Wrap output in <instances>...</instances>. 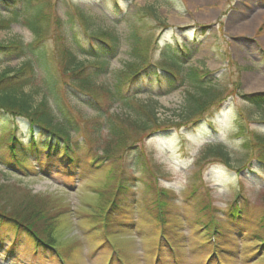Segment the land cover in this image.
<instances>
[{
  "label": "rangeland",
  "instance_id": "374dc122",
  "mask_svg": "<svg viewBox=\"0 0 264 264\" xmlns=\"http://www.w3.org/2000/svg\"><path fill=\"white\" fill-rule=\"evenodd\" d=\"M48 1L50 3L48 12L52 15V3L55 2L56 13L63 19L66 18V13L72 14L76 10L77 4L88 13L99 15H93L91 19L85 17L84 20L77 12L76 16L72 14L74 23L68 21L65 23L68 29L71 26L78 28L84 42L86 35L83 29H86L87 23L92 26L98 24L110 31L113 30L111 29L113 26L123 35L121 51L111 61V70L121 68L124 61L131 60L127 44L129 33H138L139 40L143 42L146 37L149 45L154 44L155 51L150 58L152 61H159L165 45L170 46L176 38L186 43L194 54L188 65L201 72L212 73L209 77H214L218 81V89L221 91V96L217 100L218 106L204 114V117L212 118L211 125L216 132L211 131L207 126V120L203 119L202 126L191 130L192 132L184 130L181 135L174 130L166 136L146 138L140 144L144 158H148L149 164L159 170L160 174L152 176L155 179V189H167L170 193L171 204L166 206L164 232L175 246L178 262L166 260L170 259L168 256L171 252L163 246L157 250L158 261L155 262L153 258L162 231L160 222L156 219V192L148 193L143 184H133V181L126 189L119 190L117 180L106 179L111 169L131 163L135 155L133 151L124 155L125 159L120 155V164L118 158L102 170L85 173L86 177L81 181L62 174L63 166L60 164H64V160L60 155L52 158L55 165L60 164L57 168L51 166L47 170L48 177L34 173L37 170L35 160L26 161L19 173H11L0 164L1 209L8 210L14 207L17 209L21 206L23 210L27 208L28 211L32 210V213H35L36 210L45 208L47 214H60L53 237L59 248L68 256L69 264H105L112 254V247L117 249L123 258L121 262L114 261V264H201L199 261L205 260L208 252H212L213 249L209 241L212 239V231L208 236L201 230L203 224L211 219L216 220V225L223 234L218 236L222 243L229 240L228 236L233 233L228 211L235 207V202L238 203L237 196L240 190L234 169L249 163L251 157L264 154L259 153L262 149L258 148L257 141L253 138L254 135L264 137V115L260 106L249 104L241 96L264 94V0ZM146 6L154 7L156 13L148 8L145 10ZM128 11L131 13L127 14ZM8 12L1 6L0 18L7 20ZM196 31H202L206 35L195 39ZM32 33L25 23H12L8 29L0 28V42L15 36L30 43L35 41ZM69 34H72L71 30ZM50 37L51 28L45 30L39 38L46 41L44 45L47 46L50 55L64 51L66 47L70 48L74 41L71 36L60 44ZM57 39L62 41L60 38ZM79 55L80 59L87 57L82 53ZM24 59L25 57H21L7 61L3 57L0 72L5 70L14 72ZM158 84L148 83L146 89L141 88L137 97L147 101L151 96L158 100L161 117H177L184 103V89L158 95ZM37 85H40V82H37ZM255 86L259 87L254 88ZM64 105L71 112L74 121L81 122L94 113L92 108L78 103L77 100L65 99ZM1 119L0 155L5 151L4 146L8 143V135L14 125L9 118ZM17 123L20 128L28 127V124L25 121L20 122V119ZM78 138L79 136H75L73 139L78 141ZM97 141L102 142V146L106 143L105 138H99ZM215 145H222L229 152L232 167L217 161L219 158L208 159L215 162L200 159L206 150ZM43 155L45 152L42 157ZM126 170L139 176V170L138 172ZM262 170L264 171V168ZM242 178L245 179L242 192L247 198L243 202L245 216L248 218L244 216L245 220L243 219L248 227L247 237L245 241H239L236 247L226 244V251L229 253L236 251L237 257L224 255L222 259L224 264H264L262 247L252 240L255 235H264V229L258 228L255 224L251 227L247 214L248 207L253 210L251 212H254L255 218L260 219L264 214V176L258 171L256 176L248 173ZM123 182L122 184L125 183ZM106 184L107 187L102 189ZM121 190L126 202L118 209L119 214H116L117 212L114 214L111 245L107 244L106 247L99 226L100 217L96 215L99 211L111 207L112 196ZM205 205L206 208L203 207ZM122 210L125 214H121ZM95 227L98 229H94ZM3 229L10 231L11 228L4 225ZM23 238L27 239L25 236ZM32 243L28 248L25 244L20 245L14 259L0 253V264H45L41 258L35 259L30 255ZM5 244L6 242H3V245ZM208 260L210 264H219ZM51 263L52 261L49 262Z\"/></svg>",
  "mask_w": 264,
  "mask_h": 264
},
{
  "label": "trees",
  "instance_id": "16d2710c",
  "mask_svg": "<svg viewBox=\"0 0 264 264\" xmlns=\"http://www.w3.org/2000/svg\"><path fill=\"white\" fill-rule=\"evenodd\" d=\"M0 4L5 11H9L7 20L0 18V23H3L0 24V28L8 29L12 22L25 23L35 37V41L30 43L15 36L0 42V62H3V57L7 61L25 57L14 72L9 70L0 72V119L9 118L14 123L8 135V143L4 146L5 151L0 155V163L11 172L19 173L26 161L35 160L40 168L42 166L48 170L51 166L59 167L60 163L55 165L52 158L60 155L64 160V164H60L63 166L62 174L81 181L86 177L85 173L102 170L118 158L120 164V155L125 159L124 155L133 151L135 155L131 163L111 169L106 179L117 180L119 190L126 189L133 181V184H143L148 193L156 192V219L162 224L166 223L165 212L166 206L171 204L170 193L167 189H155V179L152 176L159 173V170L149 164L148 158H144L140 144L146 138L165 136L172 130L183 127L189 126L188 128L196 130L205 112L218 106L217 100L221 96L218 81L208 77V71L201 72L188 65L192 51L186 45L178 51L174 46L166 44L159 56L160 60L152 61L150 58L155 51L154 44L149 45L146 37L142 42L138 33L134 32L127 34L128 54L131 60L124 61L121 68L111 70L110 60L118 56L123 43V35L115 27L111 26L113 30L110 31L98 24L92 26L87 23L86 29H83L87 36L84 42L78 28L71 26L68 29L65 25L67 21L74 23L73 15L76 16L77 12L82 19L85 17L91 19L93 15H99L88 13L84 8L76 6L73 15L66 13L65 21L56 13L55 2L52 3V15L48 12L50 7L48 0L37 2L0 0ZM144 8L156 13L152 6ZM129 13L131 12L128 11L127 14ZM50 28V38L60 44L72 36L71 39L74 41L71 47L50 55L47 46L43 44L45 40H39L42 33ZM77 52L92 58L80 59ZM37 82H40V85H37ZM154 82L159 83L158 95L184 89L185 99L177 117H161L158 100L150 96L144 101L137 97V92L141 91V88L146 89L148 83ZM37 87L38 89H35ZM244 98L249 104L264 106V94L244 95ZM65 99L77 100L78 103L92 108L94 113L81 122L74 121L71 112L64 105ZM19 119L20 122L25 121L28 124V130L19 127L17 123ZM75 136H79L78 141L73 139ZM99 138L106 139L104 146L102 142L97 141ZM255 138L258 148L262 149L259 153L264 152V137L256 135ZM44 152L45 155L42 157ZM210 158H219L217 161L232 167V157L222 145L209 148L200 159L206 161ZM253 158L264 168V154L251 157L246 167L253 169L250 166ZM244 166L239 168L243 169ZM125 168L135 172L139 170V176L130 174ZM48 172L44 171V174L49 176ZM122 181L125 183L122 184ZM196 189L197 187L194 191ZM112 200L111 207L99 211L96 215L100 217L99 226L106 247L111 240L110 235H113L114 214L116 212L119 214L118 209H121L126 198L121 190L112 196ZM203 207L206 208V205ZM245 210L238 206L231 210L229 223L233 233L228 236L230 239L225 243L218 238L223 234L218 229L216 220L211 219L202 225L201 230L208 236L210 230L214 228L218 230L215 247L217 245L216 251L219 256L237 257L236 251L230 253L226 251V244L236 247L239 241H245L248 228L247 223H244L245 219L240 222L243 224L242 227L236 224L237 217L246 214ZM251 210L248 207L249 225L252 227L255 224L258 228L264 229V214L258 219ZM121 214H125L124 210ZM59 215L47 214L45 208L32 213V210L28 211L27 208L23 210L21 206L8 210L0 207V250L12 253L16 252L20 245L25 244L28 248L33 242L31 254L42 258L45 264L51 261V264H69L68 256L59 248L53 237ZM245 218L248 219L247 216ZM4 225H8L11 232L4 230ZM252 240L259 243L264 252V235H255ZM168 241L169 244L163 243L162 246L166 250L169 248L175 250L173 242L170 239L165 242ZM3 242L6 244L3 245ZM211 245L213 243H210ZM161 253L163 254V249Z\"/></svg>",
  "mask_w": 264,
  "mask_h": 264
},
{
  "label": "bare ground",
  "instance_id": "6f19581e",
  "mask_svg": "<svg viewBox=\"0 0 264 264\" xmlns=\"http://www.w3.org/2000/svg\"><path fill=\"white\" fill-rule=\"evenodd\" d=\"M202 2L204 1V0H201ZM247 26H248V24H246ZM241 29V28H240ZM241 32H242V30H241ZM259 86H255L254 88H258Z\"/></svg>",
  "mask_w": 264,
  "mask_h": 264
}]
</instances>
